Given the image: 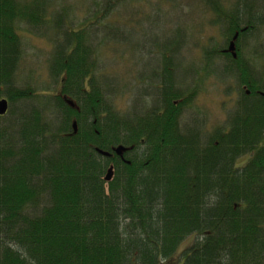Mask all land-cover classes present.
<instances>
[{
  "label": "trees",
  "instance_id": "16d2710c",
  "mask_svg": "<svg viewBox=\"0 0 264 264\" xmlns=\"http://www.w3.org/2000/svg\"><path fill=\"white\" fill-rule=\"evenodd\" d=\"M133 1H92L90 28L77 32L56 0H0V101L16 110L0 117V264H264V65L245 58L250 45L262 55L264 10L258 0H201L238 92L226 124L204 134L184 122L196 90L175 88L172 62L158 102L140 111L116 110L96 77L93 26ZM19 23L55 34L49 68L60 93L43 100L21 85ZM190 236L200 240L185 245Z\"/></svg>",
  "mask_w": 264,
  "mask_h": 264
},
{
  "label": "rangeland",
  "instance_id": "374dc122",
  "mask_svg": "<svg viewBox=\"0 0 264 264\" xmlns=\"http://www.w3.org/2000/svg\"><path fill=\"white\" fill-rule=\"evenodd\" d=\"M92 1L101 2L56 0L54 7L61 10L62 6L68 10L69 24L78 32L90 28L87 24L93 20L92 12H89ZM202 1L127 2L116 7L109 21L101 20L102 25L93 26L92 46L98 61L96 77L101 78L102 85L108 89L116 110L126 113L134 106L140 111L155 105L164 64L172 62L176 87L185 95L196 90L193 101L186 105L184 122L187 126L194 124L204 134H210L226 124L227 115L238 99L237 86L234 79L223 74L224 56L218 51L227 45L219 27L212 23L216 17ZM222 1L232 8L238 0L219 2ZM256 6L264 10V0H258ZM18 28L24 51L18 72L21 85H31L43 100L60 93V79L55 81L49 68L54 54L52 29L48 28L46 35H39L28 33L22 23ZM107 34L111 37L104 40ZM259 36L256 42L262 55L256 57L251 53L252 45L248 49L251 52L245 53L254 68L264 65V29ZM207 53H212L216 59L209 62ZM186 98L190 97H183V100ZM11 107L9 104L3 123L13 118L12 113L16 110Z\"/></svg>",
  "mask_w": 264,
  "mask_h": 264
},
{
  "label": "water",
  "instance_id": "95a60500",
  "mask_svg": "<svg viewBox=\"0 0 264 264\" xmlns=\"http://www.w3.org/2000/svg\"><path fill=\"white\" fill-rule=\"evenodd\" d=\"M234 49H235V47H234V43H232V44H231V47H230V50L233 52ZM70 104H71V103H70ZM8 109H9V102H8V100H7V99H3V100H1V101H0V117L5 116V115L7 114V112H8ZM73 128H74V131H75V133H76V131H77L76 123L73 124ZM123 150H124L123 147L120 146V147H118L117 149H115L114 151H115V153H116L117 155H121V153L123 152ZM99 153H100L102 156H104V157H110V156H111V154L108 153V152L99 151ZM109 179H110V177L108 176V177H107V180L109 181Z\"/></svg>",
  "mask_w": 264,
  "mask_h": 264
},
{
  "label": "bare ground",
  "instance_id": "6f19581e",
  "mask_svg": "<svg viewBox=\"0 0 264 264\" xmlns=\"http://www.w3.org/2000/svg\"><path fill=\"white\" fill-rule=\"evenodd\" d=\"M172 82L174 83V86H175V88L177 89V90H179V91H181V89L179 88V87H176V82H175V79H174V76H172ZM123 147V152L121 153V155L126 151V148L124 147V146H122ZM117 149V148H116ZM95 151L97 152V154H99V155H101L100 153H99V149H95ZM116 154V153H115ZM121 155H118V156H121ZM111 167V166H110ZM113 174L115 175V173H114V169L111 167V168H107V171H106V175H105V178H106V180H107V177L109 176L110 177V179H109V181L112 179V177H113ZM108 181V180H107ZM198 241V240H200V237L199 236H197L196 238H194V240H193V237H188L187 239H186V242H187V244H189V243H192V242H195V241ZM180 252H179V250H178V252H176L175 253V256H174V258L172 259V261H174V262H180V261H182V257H180Z\"/></svg>",
  "mask_w": 264,
  "mask_h": 264
}]
</instances>
